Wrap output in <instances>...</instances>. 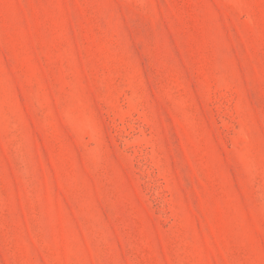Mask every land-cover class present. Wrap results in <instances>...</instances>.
<instances>
[{
  "label": "rangeland",
  "instance_id": "1",
  "mask_svg": "<svg viewBox=\"0 0 264 264\" xmlns=\"http://www.w3.org/2000/svg\"><path fill=\"white\" fill-rule=\"evenodd\" d=\"M0 264H264V0H0Z\"/></svg>",
  "mask_w": 264,
  "mask_h": 264
}]
</instances>
